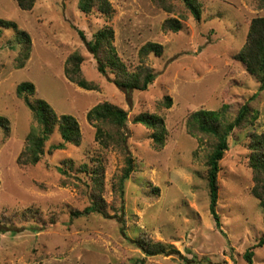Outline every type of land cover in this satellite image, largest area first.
<instances>
[{"label": "rangeland", "instance_id": "1", "mask_svg": "<svg viewBox=\"0 0 264 264\" xmlns=\"http://www.w3.org/2000/svg\"><path fill=\"white\" fill-rule=\"evenodd\" d=\"M109 1L113 11L105 15L98 9L82 12L79 0H37L31 10L16 0H0V229H5L0 264H187L185 259L196 257V264H247L244 253L251 248L254 264H264V243L257 247L264 238V206L253 194L249 160L252 135L264 138V89L235 59L252 20L264 16V2L199 0L202 13L196 19L176 0ZM170 18L182 22L180 31L165 28ZM111 29L100 57L106 60L113 47L129 72L155 71L147 90H122L115 83L117 71L98 70L86 41ZM20 32L30 44L18 41ZM148 42L162 53L143 55ZM74 54L82 59V77L96 88L85 89L68 77ZM26 81L35 84V93L20 96L17 87ZM26 97L75 116L80 144L54 149L62 142L55 126L41 160L19 163L29 134L41 130ZM105 101L128 111L125 146L117 133L108 146L102 144L88 120V111ZM245 103L257 118L234 129L220 161L217 226L207 177L216 140L194 127L192 115L222 111V122L228 123ZM143 113L162 120L164 140L156 141L154 130L135 122ZM128 151L133 172L122 199L119 183ZM93 172L104 176L102 189L92 186ZM98 196L100 210L86 214ZM76 210L82 214L74 215ZM150 242L179 254L148 255L140 245Z\"/></svg>", "mask_w": 264, "mask_h": 264}, {"label": "trees", "instance_id": "2", "mask_svg": "<svg viewBox=\"0 0 264 264\" xmlns=\"http://www.w3.org/2000/svg\"><path fill=\"white\" fill-rule=\"evenodd\" d=\"M19 7L24 10H31L37 0H16ZM156 2H165V0H154ZM185 4L186 8L194 15L196 19L201 18V6L199 0H176ZM264 2V0H260ZM79 9L84 13H90L94 9H98L99 12L104 13L105 15H110L113 11V6L109 0H79L78 3ZM165 28L170 29L174 32L180 31L182 29V22L176 18H170L165 23ZM80 37L86 41V35L82 30L79 31ZM111 31L102 30L101 34L92 40H88L87 46L90 52L98 59V70L102 73H106V67H112L114 71H117L119 74L118 79L115 80V83L122 90H147L149 86L156 79L155 71L150 68H145L144 73H131L126 69V66L115 54L113 47L110 51H107L105 54L106 60H102L100 57L101 49L105 43L110 44L109 38L112 35ZM27 39V40H26ZM27 41L30 44V37L26 36L25 33L20 32L18 36V41L24 42ZM110 48V47H109ZM150 52L160 55L161 47L156 43L148 42L142 49L143 55H147ZM28 54V53H27ZM235 59L239 62H242L247 71L252 74L255 78L258 79L260 87L264 89V16L256 17L252 20L247 40L242 50L235 55ZM81 57L77 54H74L69 57L68 65L66 68V73L71 81L76 82L80 87L85 89L96 88L93 83L85 80L81 75V70L79 64L81 62ZM36 87L35 84L29 81L21 83L17 87V92L20 96L23 93H28L33 95L35 93ZM168 105L171 106L172 101L171 97L167 96ZM26 103L30 108L35 112L36 118L41 125V130H36L35 128L28 136V145L25 150L21 153L18 158V162L27 165V164H36L38 163L43 154L45 142L48 140L50 134L53 132L55 126H58L59 132L61 134L62 142L55 145L54 149H64L67 144H80L82 138L81 126L78 119L71 114H58L55 109L44 99L37 98L34 101H31L28 97L25 98ZM222 112V111H221ZM221 112L215 110H206L201 109L195 111L192 115L194 121V127L202 133L211 135L215 140V145L209 159L208 163V182L210 189V211L216 221L217 226H221L220 215L217 212V203L219 198V170H220V161L223 159L225 152L229 149V137L237 127L241 128L249 123L252 124L256 120V115L253 114L254 110L249 103L243 104L238 110L234 119L228 123L222 122ZM88 120L97 127L96 137L101 141L102 144L108 146L114 136V133H117L123 137L122 144L127 142L126 136V125L128 119V111L114 105L110 102H102L97 104L87 113ZM136 123H142L147 126L149 129L154 130L153 138L156 141L160 142L165 135L161 129L162 120L156 115H151L148 113H143L135 119ZM107 128V129H105ZM257 134L252 135L250 141V165L253 168L255 174V186L253 189V194L261 201V204L264 206V138H258ZM157 142V143H158ZM129 152V151H128ZM127 168L124 175L120 179L119 190L121 192V198L124 197V184L126 180L130 177L133 172V160L128 154ZM102 173L97 172L96 175L93 174L89 177L92 186L99 187L102 189L104 183V176ZM99 199H102L100 196L93 199V202L90 206H87L84 210L86 214H91L92 212L99 211L100 206L103 205L102 202H99ZM122 207V213H123ZM74 215L82 214L81 211H74ZM123 216V214L118 215ZM124 226V225H123ZM5 229H0V232H4ZM264 243V238H261L258 246H261ZM142 249L148 255H157L160 253L172 254L178 253L179 251L171 248L169 250L164 249V244L162 243H152L147 246L140 245ZM253 248L248 249L244 253V258L247 261V264H254ZM184 258V257H183ZM187 264H196L199 262V259H185Z\"/></svg>", "mask_w": 264, "mask_h": 264}]
</instances>
